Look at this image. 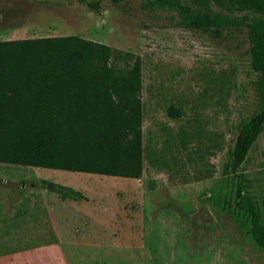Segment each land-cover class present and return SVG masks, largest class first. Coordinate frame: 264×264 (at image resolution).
<instances>
[{"label":"rangeland","instance_id":"1","mask_svg":"<svg viewBox=\"0 0 264 264\" xmlns=\"http://www.w3.org/2000/svg\"><path fill=\"white\" fill-rule=\"evenodd\" d=\"M98 1L0 0V40L77 35L140 55L142 175L0 162V264H264L231 171L240 127L264 107L246 29L216 37L140 0ZM239 173L264 209V130Z\"/></svg>","mask_w":264,"mask_h":264},{"label":"trees","instance_id":"2","mask_svg":"<svg viewBox=\"0 0 264 264\" xmlns=\"http://www.w3.org/2000/svg\"><path fill=\"white\" fill-rule=\"evenodd\" d=\"M76 1L100 7L98 0ZM140 1L176 27L216 37L223 28L244 27L251 68L264 73V0ZM168 114L179 116V109L171 106ZM142 123L140 55L77 35L0 40L1 163L138 179ZM263 130L264 107L240 127L231 161L234 206L248 217L259 247L264 209L239 169Z\"/></svg>","mask_w":264,"mask_h":264}]
</instances>
